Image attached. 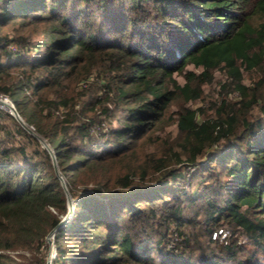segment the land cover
<instances>
[{"label": "trees", "instance_id": "1", "mask_svg": "<svg viewBox=\"0 0 264 264\" xmlns=\"http://www.w3.org/2000/svg\"><path fill=\"white\" fill-rule=\"evenodd\" d=\"M263 63L264 0H0V93L71 200L49 264H264ZM65 211L0 106V264H44Z\"/></svg>", "mask_w": 264, "mask_h": 264}, {"label": "rangeland", "instance_id": "2", "mask_svg": "<svg viewBox=\"0 0 264 264\" xmlns=\"http://www.w3.org/2000/svg\"><path fill=\"white\" fill-rule=\"evenodd\" d=\"M186 68H191V69H194L196 71L200 69V67H194L191 63H188L186 65ZM242 70H243L244 81L246 83H249L252 80L255 81L258 78H260L261 75L262 76L264 75V63L262 65V68H259V69L247 70L245 68H242ZM213 74H214V77H213V80L211 82L202 83V92H201L200 98L186 101V102H188L189 105H193V106L202 105L205 108H208L210 110L211 109L209 106L210 100L219 102L220 91L218 90V86H219V81L224 77V71L221 68H216V69H213ZM177 78L181 81L183 77L181 74H177ZM258 94H260L262 96V98L264 99V85H262L260 87ZM228 97L230 99H233V98L237 97V94H235V92H231L228 94ZM256 110H257V108L254 109V112ZM166 129L172 131L173 125L170 124L169 126L166 127ZM148 144H150L148 147H151L152 151L157 152L158 149L161 148L162 142H161V140H157L154 143H146V140L138 141L137 146H136L137 147L136 155H138L139 158L141 157V154L143 153V151L145 150V148L147 147ZM119 167H120V163H116L114 166L115 169H118ZM217 231H219V229ZM224 231H226V229L225 230L223 229L220 232L219 239L223 238ZM213 234L214 233H212V236H213ZM176 238H178V237L175 235V233H173L170 237V239L172 241ZM239 238L241 239L240 236H239ZM47 248H48V245H47Z\"/></svg>", "mask_w": 264, "mask_h": 264}, {"label": "water", "instance_id": "3", "mask_svg": "<svg viewBox=\"0 0 264 264\" xmlns=\"http://www.w3.org/2000/svg\"><path fill=\"white\" fill-rule=\"evenodd\" d=\"M0 106L6 108L9 112H11L14 115V117L25 127V129H27L29 132H31L33 135H35L39 139L41 145H43V146H45L47 148V150L50 153V156L52 158V162H53V165H54L55 173L58 176L59 181H60V184H61V186H62V188H63V190L65 192V197H66V211L59 218V220L57 221V223L55 225H53L47 231V233L45 234V239L47 241L48 248H47V253H46L45 263L44 264H49V259H50V256L52 254V251H53V239H52L53 232H54L55 228L57 226H59L65 220V218L68 216V214L70 213V210H71V200L69 198V194L67 192V189H66V186H65L63 177L61 176V174L59 173V171L56 168V164H55V161H54V156H53L52 150L49 147L47 141L43 137H41L37 132H35L32 129L31 125H28L22 119L21 115L16 110V108H15L14 104L12 103V101L6 95L1 94V93H0Z\"/></svg>", "mask_w": 264, "mask_h": 264}]
</instances>
